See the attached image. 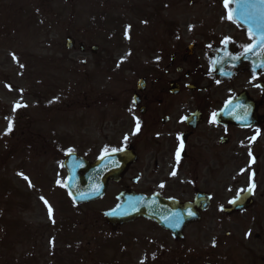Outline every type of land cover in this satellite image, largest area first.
Returning <instances> with one entry per match:
<instances>
[{"label":"flooded vegetation","instance_id":"af4514ba","mask_svg":"<svg viewBox=\"0 0 264 264\" xmlns=\"http://www.w3.org/2000/svg\"><path fill=\"white\" fill-rule=\"evenodd\" d=\"M182 1L187 7L157 24L154 57L138 69L130 95L113 102L115 118L100 129L105 143L106 133H126L109 150H127L134 160L108 182L101 197L108 202L86 225L89 238L78 249L88 262L75 264H210L212 250L228 249L211 242L227 221L240 230L245 217H264V210L248 212L264 202V68L253 79V68L230 58L251 40L227 18L224 0ZM235 7H247L253 23L255 9H264L259 0H230L229 9ZM33 122L20 133L29 145L39 136ZM248 190L251 205L227 213ZM122 194L147 212L110 223L103 213ZM172 208H189L193 219L164 228L152 213L166 218Z\"/></svg>","mask_w":264,"mask_h":264},{"label":"rangeland","instance_id":"374dc122","mask_svg":"<svg viewBox=\"0 0 264 264\" xmlns=\"http://www.w3.org/2000/svg\"><path fill=\"white\" fill-rule=\"evenodd\" d=\"M183 7L182 0H0V264L88 262L77 249L108 200L75 207L62 156L71 149L95 158L128 136L106 133L105 143L100 129L154 57L157 24ZM32 122L39 136L29 145L20 133ZM255 210L264 202L248 212ZM241 222L239 230L227 221L211 239L228 249L212 250L210 264H264V217Z\"/></svg>","mask_w":264,"mask_h":264},{"label":"water","instance_id":"95a60500","mask_svg":"<svg viewBox=\"0 0 264 264\" xmlns=\"http://www.w3.org/2000/svg\"><path fill=\"white\" fill-rule=\"evenodd\" d=\"M243 9H235V21L240 26H244L246 32L248 33L249 27V20L246 21L242 18L244 15L241 13ZM237 13V14H236ZM247 14V13H246ZM258 23H255V27ZM257 28V27H256ZM256 35L259 34V28L254 31ZM66 46L69 48L71 47V41L68 39L66 40ZM96 47L94 46L92 50ZM261 50L257 49V54L250 53V60H252V64H261L264 63V55H260ZM141 89V88H140ZM133 157L125 153V151L120 152H109L107 154L101 155L98 160L93 163L87 162L84 158L76 156L72 152H68L64 156L63 166L65 170L68 171V176L66 179L65 187L67 191H69L73 202L76 204L90 202V200L96 199L101 197L104 193V189L107 185V182L111 178H118L121 173L127 168L126 166L131 163ZM82 172V174H81ZM250 197L249 194H245L241 196L240 199L233 201L231 203L233 209L241 208L244 206L242 200L248 199ZM240 201L242 202L240 205ZM246 206V205H245ZM122 205L116 208L117 212L112 213H105V217L110 220V222H116L115 219L120 221L121 216L120 209ZM144 213H140L138 210H135L134 213H131L130 216H140L144 215ZM230 212V211H228ZM161 211L155 210L153 214H156V219L161 223L163 220L168 221L164 224V221L161 223L163 226L167 227H174L179 228L182 225L187 224L191 219H193L191 214H189L188 208H176V210H172L166 218H161L158 215ZM114 215V216H112ZM118 218H116V217ZM114 217V218H113ZM161 220V221H160Z\"/></svg>","mask_w":264,"mask_h":264},{"label":"snow or ice","instance_id":"6c2138e0","mask_svg":"<svg viewBox=\"0 0 264 264\" xmlns=\"http://www.w3.org/2000/svg\"><path fill=\"white\" fill-rule=\"evenodd\" d=\"M259 3L261 5H264V0H259ZM229 4H230V0H224V5H225V8L226 10H228V15H227V18L230 20V21H233V22H236L235 21V10H230L229 9ZM255 7V6H253ZM258 11V16H259V20H258V28H259V34L256 35V33H254L253 29L251 27H249L248 29V35H249V39L252 41V43H249L247 45H242L241 47L243 48V52L240 54L241 56H244L245 58H247L248 54L249 53H252V54H257V49L261 50L260 51V55H264V9H259L257 10ZM242 18L246 21L248 20H251L252 19V15L251 14H244L242 16ZM230 38H225V41H228ZM224 41H222L223 43ZM211 47V46H209ZM225 55H230L228 53H225ZM233 61H236V60H239L240 59V56H231L230 57ZM15 59V57H14ZM215 62V61H214ZM235 66V65H233ZM264 68V63H261V64H254L253 66V79L256 78V72H255V69L256 68ZM259 87V85H257ZM15 107L14 106V111H15ZM213 117H215V113L212 114ZM7 119V118H6ZM183 119V118H182ZM11 120H9V128L6 130L7 131H10L11 130ZM139 128V122H137V129ZM125 139H127V137H125ZM254 139V138H253ZM71 151V149H69V152ZM108 149L105 148L104 149V152H107ZM112 152H115L117 151V149L113 148L111 150ZM251 155V153H249ZM177 155H179V151L177 153ZM175 174V173H173ZM57 183L59 184L60 181L58 180ZM51 208H49V214L51 216Z\"/></svg>","mask_w":264,"mask_h":264}]
</instances>
